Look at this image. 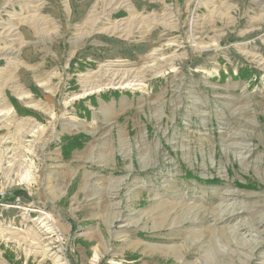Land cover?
Returning <instances> with one entry per match:
<instances>
[{"label":"rangeland","instance_id":"374dc122","mask_svg":"<svg viewBox=\"0 0 264 264\" xmlns=\"http://www.w3.org/2000/svg\"><path fill=\"white\" fill-rule=\"evenodd\" d=\"M0 264H264V0H0Z\"/></svg>","mask_w":264,"mask_h":264},{"label":"trees","instance_id":"16d2710c","mask_svg":"<svg viewBox=\"0 0 264 264\" xmlns=\"http://www.w3.org/2000/svg\"><path fill=\"white\" fill-rule=\"evenodd\" d=\"M15 193H16L17 195H20V194L23 193V191H22L21 189H18V190H15Z\"/></svg>","mask_w":264,"mask_h":264}]
</instances>
